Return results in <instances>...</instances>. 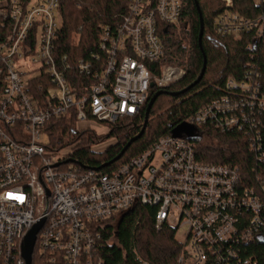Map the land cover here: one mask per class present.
I'll return each instance as SVG.
<instances>
[{
	"label": "built area",
	"instance_id": "2783aa9c",
	"mask_svg": "<svg viewBox=\"0 0 264 264\" xmlns=\"http://www.w3.org/2000/svg\"><path fill=\"white\" fill-rule=\"evenodd\" d=\"M221 1L226 10L215 20L217 33L236 40L263 35V17H242L233 0ZM59 9L60 0L0 3V264H25L23 241L42 220L34 248L41 259L102 264L94 258L101 229L138 204L155 208L157 230L175 231L180 264H258L243 252L264 235L262 81L228 77L226 93L183 123L195 128L193 137L172 132L110 172L87 167L72 158L81 141L50 149L45 127L73 117L77 132L107 135L121 120L138 117L154 89L181 81L186 71L168 63L161 31L179 24L184 2L127 0L120 22L100 26L102 56L94 60L103 65L78 63L94 82L78 86L65 74L67 57L55 58ZM203 126L247 138L253 179L238 166L197 159L194 139Z\"/></svg>",
	"mask_w": 264,
	"mask_h": 264
},
{
	"label": "trees",
	"instance_id": "16d2710c",
	"mask_svg": "<svg viewBox=\"0 0 264 264\" xmlns=\"http://www.w3.org/2000/svg\"><path fill=\"white\" fill-rule=\"evenodd\" d=\"M9 0H0L7 2ZM24 5L31 0H21ZM184 10L178 25L168 26L161 31L169 63L184 67L185 77L173 83L166 92H180L189 87L199 77L206 57V71L199 84L187 92L173 96L163 93L155 101L149 114V121L140 139L129 147L120 160L109 167H102L114 159L129 139L137 135L144 126L146 105L141 114L132 119H124L111 128L106 139L115 143L104 152H91V145L102 142L91 131L77 132L74 118L51 121L45 127L47 147L60 149L77 140L72 158L77 162L103 172H110L129 159L141 154L159 138L167 136L183 124L201 107L226 93L225 83L233 76L242 80L247 74L259 78L264 85V31L261 37L249 33L240 40L219 34L214 29L215 20L224 12L222 1L198 0L204 21L202 49L199 46L200 19L194 0H183ZM234 11L245 18H264V0L255 5L254 0H233ZM61 28L55 41L57 61L67 57L70 65L65 74L74 86L89 85L93 78L81 74L78 63L81 59L93 61L97 68L103 65L95 62L99 54V39L102 24L120 22L127 14V0H60ZM251 46V48H249ZM61 70L62 67H60ZM159 90L154 89L150 98ZM160 92V91H159ZM149 98V99H150ZM168 98V99H166ZM149 101V100H148ZM264 129V112L260 116ZM199 133L209 137L204 143L196 137L197 159L212 164L238 166L245 176L254 177L256 160L249 150L247 138L239 132L222 133L213 127H199ZM257 167V166H256ZM253 179V178H252ZM155 208L136 205L130 213L107 222L101 229V247L94 255L96 263L102 264H180L182 247L175 237V231L168 226L157 230ZM245 256H255L258 264H264V235L248 246ZM32 264H50L41 259L34 249Z\"/></svg>",
	"mask_w": 264,
	"mask_h": 264
},
{
	"label": "water",
	"instance_id": "95a60500",
	"mask_svg": "<svg viewBox=\"0 0 264 264\" xmlns=\"http://www.w3.org/2000/svg\"><path fill=\"white\" fill-rule=\"evenodd\" d=\"M195 1V5L196 8L198 10L199 13V19H200V33H199V46L202 49V37H203V32H204V21H203V16L201 14L200 11V7H199V3L198 0H194ZM206 57L204 55V65L202 66V70L201 73L199 75V77L196 79V81H194V83H192L189 87H187L186 89L180 91V92H174V94L172 92H166L164 89L160 90V92L158 91L157 93H155L148 101V104L146 106V112H145V120L143 123V127L140 130V132L131 137L129 139V141L126 143V145L122 148V150L120 151V154H118L114 159H112L111 161L107 162L106 164H104L102 167H109L110 165H112L113 163H115L116 161L120 160L121 157L123 156V154H125V152L129 149V147L133 144V142H136L138 139L141 138V136L144 133V130L147 126V123L149 121V114L151 112V109L155 103V101L157 100L158 97H160L161 94L163 93H168V94H172L173 96H178L181 95L185 92H187L189 89L193 88L194 86H196L197 84L200 83V81L202 80L205 71H206ZM187 127L184 124H181L179 126H177L174 130L173 133L176 136H179L181 132L186 131ZM72 162H74V160H70ZM130 211H127L126 213H122V215H126L128 213H130ZM44 224V220L38 222L37 224H35L26 234L25 239L23 241L22 244V257H24L25 260V264H32V256H33V252H34V248H35V244H36V239H37V234L39 233V231L41 230V228L43 227Z\"/></svg>",
	"mask_w": 264,
	"mask_h": 264
},
{
	"label": "rangeland",
	"instance_id": "374dc122",
	"mask_svg": "<svg viewBox=\"0 0 264 264\" xmlns=\"http://www.w3.org/2000/svg\"><path fill=\"white\" fill-rule=\"evenodd\" d=\"M217 1V0H216ZM219 1V0H218ZM221 1V0H220ZM169 63V62H168ZM169 64H171V63H169ZM173 65H176V66H179V65H177V64H173ZM172 65V66H173ZM179 67H182V66H179ZM184 68V67H183ZM166 99H168V98H166ZM84 132V131H83ZM195 132H197V131H195V128L193 127V126H191V125H189V127L187 128V130L185 131V133H186V135H188L189 136V138L190 137H193L194 136V134H195ZM97 136L99 137V141H102L101 142V144L99 145V149L98 150H101V151H99V152H104V151H106V149L110 146V145H112L114 142H116V141H114V139H111V138H109V139H106L105 137H106V135L104 134V135H102V136H99L98 134H97ZM196 137H200L199 139L202 141V142H204V143H207V142H209V137L207 136V135H205V134H203V133H196ZM43 141L45 142V144H47V138H46V134H44V136H43ZM77 141H81V140H77ZM72 144V143H71ZM71 144H69V145H71ZM80 144H81V142H80ZM79 144V145H80ZM78 145V146H79ZM68 146V145H67ZM67 146H64V147H67ZM64 147H62V148H64ZM97 147H98V145H97ZM97 149V148H96ZM98 152V153H99ZM37 248L38 247H36V250H37Z\"/></svg>",
	"mask_w": 264,
	"mask_h": 264
},
{
	"label": "bare ground",
	"instance_id": "6f19581e",
	"mask_svg": "<svg viewBox=\"0 0 264 264\" xmlns=\"http://www.w3.org/2000/svg\"><path fill=\"white\" fill-rule=\"evenodd\" d=\"M97 149H99V146L98 147H96Z\"/></svg>",
	"mask_w": 264,
	"mask_h": 264
}]
</instances>
